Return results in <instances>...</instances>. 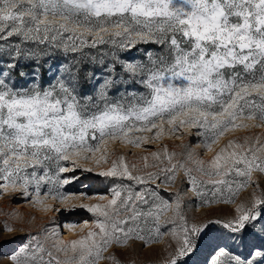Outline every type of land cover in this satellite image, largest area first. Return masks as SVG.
Masks as SVG:
<instances>
[{
    "label": "snow or ice",
    "instance_id": "obj_1",
    "mask_svg": "<svg viewBox=\"0 0 264 264\" xmlns=\"http://www.w3.org/2000/svg\"><path fill=\"white\" fill-rule=\"evenodd\" d=\"M256 120L264 124V0H0V194L61 215L86 210L92 221L67 223L68 239L52 229L63 259L25 233L7 264H123L113 245L127 251L165 233L161 264H191L217 228L247 255L217 244L208 264H264V189L252 180L254 169L264 176V143L229 140L208 161L188 152L194 169L174 163L165 144L150 153L152 171L104 147L148 146L167 130L212 151L230 128ZM83 174L112 187L68 193ZM177 181L175 191L161 187ZM185 184L206 209L199 216L185 210ZM246 186L261 194L236 204ZM217 203L235 207L213 218ZM250 236L262 243L249 247Z\"/></svg>",
    "mask_w": 264,
    "mask_h": 264
},
{
    "label": "rangeland",
    "instance_id": "obj_2",
    "mask_svg": "<svg viewBox=\"0 0 264 264\" xmlns=\"http://www.w3.org/2000/svg\"><path fill=\"white\" fill-rule=\"evenodd\" d=\"M179 2V0H177ZM247 127H241L237 125L235 128H230L223 136H221L215 144L212 145V151H208L204 147V141L202 138H194L193 136L185 135L182 140L177 139V137L165 130L159 139H155L149 142L148 146H142L137 148L127 140H117L109 141L105 145V149L111 155L113 159L118 155H124L126 163L129 165L135 163L137 169L141 171H152V168H145V165H151L153 158L150 155L151 152L161 150L162 145H167L169 151H175L177 155L173 158V162H183L188 167L194 169V165L187 161L186 156L188 152L192 153L194 160H204L208 161L213 155L221 148H224L229 140H238L239 142H245V140H251L253 146L258 139L260 142L264 143V124H261L259 120L246 122ZM259 125V126H254ZM181 143L190 146L188 149L180 147ZM231 151L232 149H228ZM147 157V160L144 159ZM183 168L177 171V175L183 174ZM194 174L201 179H207L201 173L195 172ZM79 175V173H78ZM86 179H81L77 183H73L67 188L68 193L86 192L89 196H98L101 194H107L112 185L109 184L107 180L102 177H97L95 174H83ZM260 179L262 181L261 189H264V176L261 175L258 169H254L252 172V180ZM162 188L167 191H175L178 187H181L179 181L174 185L162 184ZM261 189H254L253 186H246L241 188L239 192L236 193L235 203L247 202L251 199L253 192L256 195L261 194ZM182 196L186 205V212L190 216H199L206 209L200 205L199 198L195 195L193 189H190L187 184L183 186ZM170 203L175 202V197L169 198L164 197ZM75 203H80V201H74ZM85 203H94L95 200L85 199ZM46 204H52L51 199L45 201ZM235 207V204H213L211 205L212 211L215 213L213 218L224 217L226 214L230 213ZM170 212L163 213L161 219L163 220L167 216H170ZM55 216L56 222L50 223L51 218ZM91 214L87 213L86 210L77 209L73 213H65L63 215L53 212L52 210L45 211L44 205L36 203L34 201H28L23 198L17 197L13 198L11 193L0 194V241L4 239H10L16 237L12 243H0V264H7V258L9 253L20 244L23 239H25V233H39L40 242L44 247L49 248L54 256L59 259H63L62 253H56L54 249L51 248L53 239L50 237V233L53 228L60 226L61 236L59 238L68 239L73 236V233L68 232L66 225L70 222H75L77 224L83 223L85 221L91 223ZM11 228L12 231H6V228ZM167 240V233H165L164 238L161 242H152L148 245H143L140 241H135L132 246L123 250L122 246L113 245V248L117 250V255L120 257L123 264H161L163 260V247L164 241ZM238 243V242H237ZM262 241L257 236L249 237V247L252 244L259 245ZM219 244L221 247L228 245L235 250L237 254L247 255V249L243 245L237 246L233 244V241L228 239L226 234H222V231L214 229L206 237L201 251L192 259L191 264H208L216 254L214 252L215 246ZM110 251L112 249H109ZM48 257L45 256V259ZM99 264H109L108 261L101 260Z\"/></svg>",
    "mask_w": 264,
    "mask_h": 264
}]
</instances>
